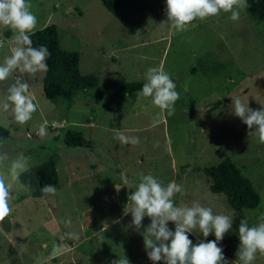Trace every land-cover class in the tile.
Here are the masks:
<instances>
[{
  "label": "rangeland",
  "instance_id": "rangeland-1",
  "mask_svg": "<svg viewBox=\"0 0 264 264\" xmlns=\"http://www.w3.org/2000/svg\"><path fill=\"white\" fill-rule=\"evenodd\" d=\"M26 2L37 17L33 31L54 25L60 48L76 52L78 72L95 75L98 86L77 93L66 109L43 97L44 72L31 78L24 74L38 104L32 119L20 125L10 110L0 109V125L8 132L0 143L9 156L6 163L21 153L28 158V170L13 184L12 212L0 222V264H114L123 257L129 264H153L144 243L150 218L137 229L129 213L128 197L141 173L164 185H180L173 198L178 206L199 202L214 215L232 216V229L217 246L233 264L240 221L253 226L264 215V144L230 110L235 97L253 110L264 108V21L251 20L243 8L237 21L221 12L175 31L166 23V0H120L113 14L99 0ZM3 29L0 63L10 54L13 36L9 30L6 37ZM154 67L170 75L180 96L174 114L155 125L159 109L151 98H130L125 89L129 83L144 84L145 73ZM12 82H0V101ZM45 121L48 134L40 138L37 131ZM53 121L62 124L53 127ZM66 130L81 133L76 147L64 145ZM121 133L138 137L139 143H121L116 139ZM52 155L58 189L49 198L40 194L32 169ZM224 158L259 196L258 206L243 210L242 218L226 206L223 195L209 192L208 179L198 171ZM168 228L174 231V223ZM68 232L78 233L79 240L65 238L70 250L53 256V244ZM188 236L193 246L215 240L214 234L205 238L198 230ZM253 264H264V255L257 253Z\"/></svg>",
  "mask_w": 264,
  "mask_h": 264
},
{
  "label": "clouds",
  "instance_id": "clouds-1",
  "mask_svg": "<svg viewBox=\"0 0 264 264\" xmlns=\"http://www.w3.org/2000/svg\"><path fill=\"white\" fill-rule=\"evenodd\" d=\"M166 5V23L175 31H184L194 20L218 16L221 12L230 13L229 19L237 21L240 10L247 6V0H166ZM30 8L31 5L26 0H0V27L13 33L10 54L0 63V82H6L10 78L13 82L7 87L4 100L0 101V109L4 112L10 110L14 121L20 125L30 121L38 109V104L29 93L30 86L25 82L24 74L31 78L37 73L46 72V61L51 55L45 45L33 47L29 34L37 27V17ZM17 72L20 75L14 76ZM145 80L137 96L151 98V104L159 109L153 120L155 125L161 117L174 114V106L180 96L176 91V84L162 67L149 68L145 73ZM231 100L232 114L247 125L248 129H254L249 135H254L259 143L264 144V108L253 110L240 97ZM47 124L45 121L39 126L37 135L40 138L48 134ZM61 124L62 122H52L53 127H60ZM116 139L124 144L139 143L138 137L122 133ZM8 160V153L0 150V222L12 212L10 201L14 198L13 184L19 183L21 174L28 170V158L23 153L12 159L10 164L6 163ZM138 179L139 183L134 185L135 190L128 197L131 203L129 213L132 225L137 229L145 217L150 218L151 223L144 231V243L148 258L153 264L160 261L163 264H228L223 249L217 245L232 229V216L214 215L210 207L201 206L199 202H194L191 206L176 205L173 198L182 189L174 181L164 185L153 175L143 173ZM20 187L25 186L21 184ZM41 191L46 197L54 198L57 190L53 185H45ZM169 222L174 223V231L168 228ZM70 223V220L65 222L66 226ZM194 230H198L205 238L214 234L215 240L199 242L193 246L188 233H193ZM238 234L240 245L236 253L237 260L233 264H253L257 253L264 255V215L253 226L242 219ZM65 238L79 240V234L65 233L59 243L53 244V256L70 250L62 242ZM38 264H43V261L38 260ZM114 264H129V261L123 257Z\"/></svg>",
  "mask_w": 264,
  "mask_h": 264
},
{
  "label": "trees",
  "instance_id": "trees-1",
  "mask_svg": "<svg viewBox=\"0 0 264 264\" xmlns=\"http://www.w3.org/2000/svg\"><path fill=\"white\" fill-rule=\"evenodd\" d=\"M109 13L116 12L120 0H99ZM245 14L255 22L264 21V0H247L244 8ZM8 37L9 30L3 29ZM33 47L47 46L48 57L47 71L44 72L41 92L43 97L52 104L61 102L69 109L71 102L77 93L96 89L98 79L93 74L81 75L78 72L79 56L73 51H64L60 48L57 31L54 25H46L29 34ZM143 87L142 83H129L125 85L128 97L137 95ZM8 136L7 130L0 125V143ZM81 133L66 130L63 133V143L67 147L78 145ZM56 156H50L42 164L33 167L34 180L40 190L45 185H53L58 189V177L56 172ZM200 171L208 179V190L212 194H221L225 198L226 206L242 218L243 210L255 209L259 204V196L253 189L250 181L245 178L229 158H224L217 164L202 168Z\"/></svg>",
  "mask_w": 264,
  "mask_h": 264
}]
</instances>
